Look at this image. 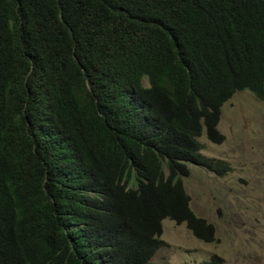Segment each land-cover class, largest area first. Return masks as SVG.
I'll list each match as a JSON object with an SVG mask.
<instances>
[{
    "label": "trees",
    "instance_id": "16d2710c",
    "mask_svg": "<svg viewBox=\"0 0 264 264\" xmlns=\"http://www.w3.org/2000/svg\"><path fill=\"white\" fill-rule=\"evenodd\" d=\"M241 91L264 0H0V264H154L166 219L214 242L183 178L228 172L199 138Z\"/></svg>",
    "mask_w": 264,
    "mask_h": 264
},
{
    "label": "rangeland",
    "instance_id": "374dc122",
    "mask_svg": "<svg viewBox=\"0 0 264 264\" xmlns=\"http://www.w3.org/2000/svg\"><path fill=\"white\" fill-rule=\"evenodd\" d=\"M147 85V82H146ZM221 144L199 142L202 154L228 167L219 176L190 165L183 178L193 212L215 228V241L198 240L186 224L162 221L163 246L154 264H264V101L251 92L233 95L221 108Z\"/></svg>",
    "mask_w": 264,
    "mask_h": 264
}]
</instances>
